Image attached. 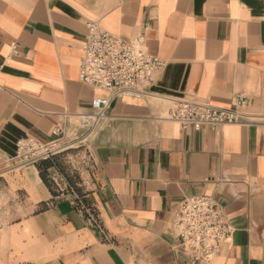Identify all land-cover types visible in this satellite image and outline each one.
<instances>
[{
    "label": "crops",
    "instance_id": "0c3cea01",
    "mask_svg": "<svg viewBox=\"0 0 264 264\" xmlns=\"http://www.w3.org/2000/svg\"><path fill=\"white\" fill-rule=\"evenodd\" d=\"M90 22L143 35L167 62L155 98L113 103L81 176L63 158L19 167L21 139L50 143L104 96L80 81ZM173 100L264 117V0H0V264H192L173 212L202 195L235 229L210 264H264V122L183 129L167 119Z\"/></svg>",
    "mask_w": 264,
    "mask_h": 264
},
{
    "label": "built area",
    "instance_id": "2783aa9c",
    "mask_svg": "<svg viewBox=\"0 0 264 264\" xmlns=\"http://www.w3.org/2000/svg\"><path fill=\"white\" fill-rule=\"evenodd\" d=\"M16 52V50L14 49ZM80 64L81 83L104 94L92 102L89 113L75 115L71 126L59 125L52 132L50 143L35 139H21L18 144V166L39 165L63 158L70 173L79 175L94 164L89 141L99 126L109 118L112 105L123 98H155L151 91L156 78L165 70L167 62L149 52L146 38H123L103 29L97 22L88 24V34ZM245 103L237 96L239 106ZM167 119L181 128L201 130L224 125H251L264 122V117L222 108L202 100H173ZM61 193L73 191L67 177L57 172L52 177ZM73 193V192H72ZM81 211L88 215L104 241L106 230L92 207L77 198ZM172 229L179 247L192 264L212 263L223 248L232 243L235 229L222 206L212 197L193 196L180 202L173 212Z\"/></svg>",
    "mask_w": 264,
    "mask_h": 264
},
{
    "label": "trees",
    "instance_id": "16d2710c",
    "mask_svg": "<svg viewBox=\"0 0 264 264\" xmlns=\"http://www.w3.org/2000/svg\"><path fill=\"white\" fill-rule=\"evenodd\" d=\"M86 205V204H85ZM87 207H90V205L87 203V205H86Z\"/></svg>",
    "mask_w": 264,
    "mask_h": 264
}]
</instances>
